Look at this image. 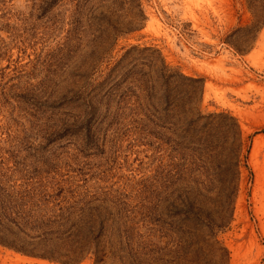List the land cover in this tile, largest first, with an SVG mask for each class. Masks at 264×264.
Listing matches in <instances>:
<instances>
[{
	"label": "rangeland",
	"instance_id": "1",
	"mask_svg": "<svg viewBox=\"0 0 264 264\" xmlns=\"http://www.w3.org/2000/svg\"><path fill=\"white\" fill-rule=\"evenodd\" d=\"M0 264H264V0H0Z\"/></svg>",
	"mask_w": 264,
	"mask_h": 264
},
{
	"label": "trees",
	"instance_id": "2",
	"mask_svg": "<svg viewBox=\"0 0 264 264\" xmlns=\"http://www.w3.org/2000/svg\"><path fill=\"white\" fill-rule=\"evenodd\" d=\"M230 118V120H232V124L234 127V136L232 137V141L229 144V151L228 153L232 156H235V158L237 159L239 152H240V147H241V142H240V129L239 126L237 124V122L235 121V119L231 116H228ZM202 222L204 223V225L206 226V228L211 232V233H215L216 231L224 228V226L227 224L228 220H226V222H223L222 218L218 219V222H215L214 219H211L209 217H205L201 219ZM215 238V236H214ZM202 240L204 241V239L202 238ZM206 242V241H205ZM218 240L214 239V241L211 244L208 245H212L214 246V249L216 251H224L225 252V248L218 246ZM137 261L141 262L140 260H138V258H135ZM104 261L103 256L100 258L96 259L97 263H102Z\"/></svg>",
	"mask_w": 264,
	"mask_h": 264
}]
</instances>
